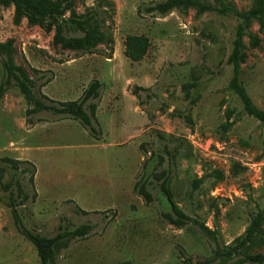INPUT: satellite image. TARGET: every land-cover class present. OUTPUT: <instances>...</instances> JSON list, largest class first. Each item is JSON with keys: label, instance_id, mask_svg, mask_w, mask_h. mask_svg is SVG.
I'll return each instance as SVG.
<instances>
[{"label": "rangeland", "instance_id": "374dc122", "mask_svg": "<svg viewBox=\"0 0 264 264\" xmlns=\"http://www.w3.org/2000/svg\"><path fill=\"white\" fill-rule=\"evenodd\" d=\"M164 1L70 0L64 20L93 12L106 37L85 50L54 44V22H29L16 17L12 4L0 5V42L12 44L13 64L25 71L35 95L75 101L91 81L101 84L99 97L84 104L86 110L97 104L95 140L73 119L27 113L30 107L9 81L0 99V264H39L14 224L10 202L23 226L43 236L59 226L93 227L84 239L64 240L52 264L208 260L213 242L192 223L171 222L159 189L164 181L181 212L220 246L231 245L264 210V123L247 115L228 88L233 70L227 58L239 21L193 9L145 13ZM226 1L240 12L255 4ZM128 35L149 39L140 62L124 55ZM243 45L240 79L264 111V20L251 22ZM5 158L21 164L14 168ZM246 253L264 256V238Z\"/></svg>", "mask_w": 264, "mask_h": 264}, {"label": "trees", "instance_id": "16d2710c", "mask_svg": "<svg viewBox=\"0 0 264 264\" xmlns=\"http://www.w3.org/2000/svg\"><path fill=\"white\" fill-rule=\"evenodd\" d=\"M70 0H58L51 2L48 0H0V5L12 4L15 9L16 17H25L29 22H46L55 23V34L53 43L70 48L88 49L96 43H103L105 34L99 31L97 20L94 13L89 12L84 18H69L64 20V7ZM105 2V0H99ZM106 7V4L102 6ZM112 10V7L107 4ZM173 8L182 10L193 9L197 14L205 12H214L219 15H230L236 17L239 21L235 29L234 39L232 41L231 52L227 58V64L232 66L233 74L229 81L228 88L233 92L243 105L244 112L264 123V111L257 109L249 96L247 95L242 81L240 79V64L244 61L243 38L246 35L252 21L262 23L264 20V0H255L254 7L247 12H240L235 9L226 0H214L211 4L209 0H165L161 3L151 4L144 9L145 13L150 15L165 16ZM82 32L84 39L68 38L66 35L70 32ZM253 45L257 44L254 35H249ZM85 42L87 44H85ZM150 47L149 39L144 35H128L124 40V55L131 62H140L146 55ZM13 47L10 42H0V60L4 71V80L0 83V99L5 93L6 87L10 80H13L16 87L22 94L26 104L30 107L27 113L46 112L55 118L73 119L88 132L89 136L99 140L100 133L97 129L96 109L97 104L88 103L87 110L84 104L96 100L99 97L101 84L97 80L89 83L83 91L80 99L75 101L57 102L49 99L45 95H35L31 88V81L28 79L25 71L13 64ZM14 168H18L20 161L13 159H2ZM32 166V165H30ZM33 168V166H32ZM29 182L32 184L33 179L30 175ZM160 192L165 196L171 208L170 220L179 224L182 222L192 223L197 230L214 244L211 256L208 260L199 264H228L236 260L240 263L264 264V256L249 255L246 251L252 246L257 245L260 239L264 238V210L252 217L250 224L245 232L237 237L231 245L220 246L216 238L209 233L203 224L191 219L181 212L178 205L173 199L172 193L164 181L159 186ZM11 216L18 232L23 235L33 246L39 259V264H52L55 251L58 246L67 239H84L93 230L89 224L81 225L72 230H67L62 226L58 227L57 232L50 237L43 236L39 233L31 232L26 229L16 211V206L10 202ZM191 264V263H188Z\"/></svg>", "mask_w": 264, "mask_h": 264}]
</instances>
